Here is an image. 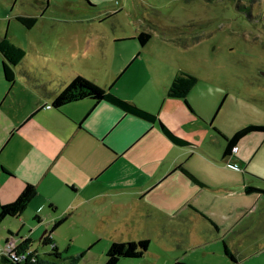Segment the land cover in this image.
I'll list each match as a JSON object with an SVG mask.
<instances>
[{
	"label": "crops",
	"instance_id": "0c3cea01",
	"mask_svg": "<svg viewBox=\"0 0 264 264\" xmlns=\"http://www.w3.org/2000/svg\"><path fill=\"white\" fill-rule=\"evenodd\" d=\"M137 35L40 37L50 51L40 49L36 61L25 54L13 83L1 65L0 201L15 200L27 183L37 189L21 214L3 220L17 221L4 244L9 231L20 243L41 230L42 243L65 218L52 232L58 246L54 233L67 219L97 214L106 229L149 239V253L168 264H245L264 254V192L246 190H264V131L246 134L230 154L225 136L264 124V103L245 99L230 109L226 97L209 98V89L198 101V76L185 99L168 96L174 77L188 69L166 42L153 46L151 36L142 45ZM76 75L157 114L188 143L107 100L53 106Z\"/></svg>",
	"mask_w": 264,
	"mask_h": 264
},
{
	"label": "rangeland",
	"instance_id": "374dc122",
	"mask_svg": "<svg viewBox=\"0 0 264 264\" xmlns=\"http://www.w3.org/2000/svg\"><path fill=\"white\" fill-rule=\"evenodd\" d=\"M19 15L35 16L37 22L29 28ZM141 31L152 34L153 46L166 42V49L175 51L185 68L199 77L198 101L209 89V98L215 96L220 103L226 97L230 109L241 108L245 99L264 103V0H0V38L6 36L23 48L29 61L37 60L40 49L50 51L49 43L40 46V37L75 35L80 42H93L99 36ZM1 58L0 53V67ZM16 222L6 219L0 224V247L8 225ZM41 234H32L31 249L51 260L52 246L42 245ZM54 237L61 256L70 257L57 259V264H104L114 241L131 240L125 232L106 229V218L97 214L67 219ZM0 264H7L2 257ZM117 264L168 263L148 251L139 258L123 257ZM245 264H264V254L253 255Z\"/></svg>",
	"mask_w": 264,
	"mask_h": 264
},
{
	"label": "trees",
	"instance_id": "16d2710c",
	"mask_svg": "<svg viewBox=\"0 0 264 264\" xmlns=\"http://www.w3.org/2000/svg\"><path fill=\"white\" fill-rule=\"evenodd\" d=\"M239 11L245 12L247 16H249V11L243 5L236 4L235 5ZM246 9V10H243ZM17 19L22 22L27 27H32L37 22V17L35 16H25L19 15ZM152 34L147 31H141L137 38L142 45L146 44V42L151 38ZM0 53L3 57L2 69L4 73L5 79L13 83L15 81V69L23 60L26 52L23 48L16 45L12 41H10L6 36L0 38ZM198 82V77L193 74L189 70L180 71L173 79L172 83L167 89V95L170 97H181L186 98L188 92L194 87V85ZM93 98L97 102L101 100H107L111 103L117 105L122 108L124 111L143 117L145 119L151 121H157L164 131V133L175 143L185 145L188 143L184 139L176 136L158 117L157 114L149 112L141 107H139L134 102L123 99L113 92H111L110 88H104L94 81L84 77L83 75H76L73 77L71 82L59 93H57L53 99L52 105L55 107H60L65 103L79 100L82 98ZM252 131H264V124H249L238 131H236L232 136H225L227 140V145L224 153L230 154L235 148L238 141L244 137L246 134ZM180 168L193 180L198 182V179L192 175L189 171H187L183 166ZM247 191H259L264 192L263 189L247 186ZM37 189L36 186L32 183H27L22 192L18 195V197L9 202V203H1L0 201V224L1 222L8 216H18L21 214L30 203V201L36 195ZM65 218H61L56 221L53 229L42 237L43 245H51L52 252L50 256L52 259H44L42 258L38 250L31 249L32 239L26 238L19 243L20 250H28L30 253L27 258L23 261H16L10 256L2 255V258L7 264H57V259L67 260L70 257H62L61 252L58 250L57 244L53 242L52 232L56 229ZM11 235L12 231H9ZM150 240L147 238L139 239V240H128V241H114L106 253V261L104 264H117L119 260L123 257L129 258H139L143 257L149 249ZM226 252L233 257V254L226 248ZM178 264H187L185 262H178Z\"/></svg>",
	"mask_w": 264,
	"mask_h": 264
},
{
	"label": "built area",
	"instance_id": "2783aa9c",
	"mask_svg": "<svg viewBox=\"0 0 264 264\" xmlns=\"http://www.w3.org/2000/svg\"><path fill=\"white\" fill-rule=\"evenodd\" d=\"M1 255L10 256L16 261H23L27 258L30 251L20 250L18 239L14 235H10L4 246L0 248Z\"/></svg>",
	"mask_w": 264,
	"mask_h": 264
}]
</instances>
